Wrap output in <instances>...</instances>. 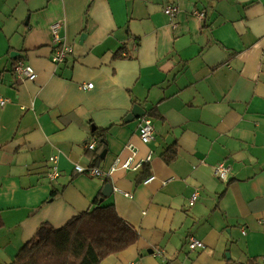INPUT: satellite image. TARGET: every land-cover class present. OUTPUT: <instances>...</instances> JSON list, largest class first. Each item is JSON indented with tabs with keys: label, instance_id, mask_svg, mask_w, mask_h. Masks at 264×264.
Returning <instances> with one entry per match:
<instances>
[{
	"label": "crops",
	"instance_id": "crops-1",
	"mask_svg": "<svg viewBox=\"0 0 264 264\" xmlns=\"http://www.w3.org/2000/svg\"><path fill=\"white\" fill-rule=\"evenodd\" d=\"M62 46L73 53L56 65ZM25 60L35 81L16 76ZM0 96L10 101L0 107V264L42 224L61 228L96 198L140 234L101 264H264V0H0ZM135 105L146 115L127 121ZM95 130L106 141L97 166L87 147L97 148ZM129 146L137 171H75H109ZM220 163L226 181L214 174ZM190 236L206 249L191 251Z\"/></svg>",
	"mask_w": 264,
	"mask_h": 264
},
{
	"label": "trees",
	"instance_id": "trees-1",
	"mask_svg": "<svg viewBox=\"0 0 264 264\" xmlns=\"http://www.w3.org/2000/svg\"><path fill=\"white\" fill-rule=\"evenodd\" d=\"M115 57L119 58V55ZM102 132L105 131L93 132L98 137L94 150L97 160H93L96 166L100 158L98 151L106 146ZM139 239V232L119 215L113 204L106 205L96 198L90 210L61 228L42 224L12 264H101L106 257L127 250Z\"/></svg>",
	"mask_w": 264,
	"mask_h": 264
},
{
	"label": "built area",
	"instance_id": "built-area-1",
	"mask_svg": "<svg viewBox=\"0 0 264 264\" xmlns=\"http://www.w3.org/2000/svg\"><path fill=\"white\" fill-rule=\"evenodd\" d=\"M164 11L168 16H170L175 21L176 16L179 13V7L174 4H171L168 5ZM61 29H62V23L60 22L54 23L51 26V30L55 37L56 43L59 44L61 43L60 40ZM72 53H73V48L71 46H62L59 49H57V51L54 53L52 57V61L56 65L63 64L66 62L67 58L70 55H72ZM14 71L16 73L17 78L21 81H26V80L35 81L37 79L36 71L27 60L17 62V64H15L14 66ZM93 87L94 85L92 83L85 84L82 86V88L86 90H90ZM9 102L10 101L8 99H5L0 96V107H4ZM154 135H155V129L152 120L148 117L143 118L140 123V130H139V137L141 141L144 144H149L154 139ZM87 147L89 150L94 151L96 144L95 142H91L90 144L87 145ZM128 148L131 153L130 156L125 160L117 159V161L114 163V165L111 167L109 171H103L102 169L94 165L90 167H83L81 165H76L75 171L78 174L89 175L93 178H100V179H103L106 176H110L118 169H123L126 171H137L139 168H141L143 161H139L137 159V151L133 146H129ZM151 156L152 154L149 153L148 156L144 159V161L150 162ZM49 161L51 162L52 165L49 172L47 173V176L51 181H55L61 176V172L58 168V157L53 156L50 158ZM213 171L215 176L220 180L223 181L228 180L230 168L225 163H220L216 165ZM155 178L156 177L154 176L149 177L148 180L146 181V184L152 182ZM199 197H200V193L198 191L194 192L189 200L190 206H193L197 202ZM188 248L191 251L204 250L206 249V245L205 243L196 239L195 237L190 236L188 238ZM159 255L161 254L159 253Z\"/></svg>",
	"mask_w": 264,
	"mask_h": 264
},
{
	"label": "water",
	"instance_id": "water-1",
	"mask_svg": "<svg viewBox=\"0 0 264 264\" xmlns=\"http://www.w3.org/2000/svg\"><path fill=\"white\" fill-rule=\"evenodd\" d=\"M145 115H146L145 110H143V108L140 105H135L132 112L127 117V121H132V120L134 121L135 119L142 118ZM113 192H114L113 186L111 184H107L105 185L102 194L104 197H108L112 195ZM103 200H104L103 198L100 199V202H103Z\"/></svg>",
	"mask_w": 264,
	"mask_h": 264
}]
</instances>
